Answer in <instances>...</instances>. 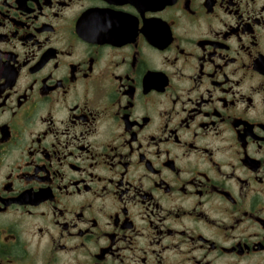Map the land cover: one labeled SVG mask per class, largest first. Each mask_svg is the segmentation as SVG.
I'll use <instances>...</instances> for the list:
<instances>
[{
  "label": "flooded vegetation",
  "instance_id": "flooded-vegetation-1",
  "mask_svg": "<svg viewBox=\"0 0 264 264\" xmlns=\"http://www.w3.org/2000/svg\"><path fill=\"white\" fill-rule=\"evenodd\" d=\"M0 264H264V0H0Z\"/></svg>",
  "mask_w": 264,
  "mask_h": 264
}]
</instances>
